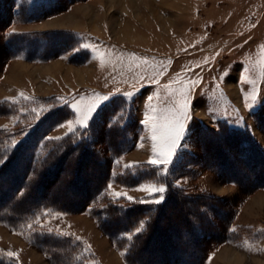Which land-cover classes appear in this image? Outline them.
<instances>
[{
  "label": "rangeland",
  "instance_id": "1",
  "mask_svg": "<svg viewBox=\"0 0 264 264\" xmlns=\"http://www.w3.org/2000/svg\"><path fill=\"white\" fill-rule=\"evenodd\" d=\"M26 32L51 33L46 34L48 42L39 38L30 44H39L38 52L24 49L7 57V38ZM120 95L129 124L123 136L126 150L111 158L113 177L106 190L116 201L164 196L139 189H166L164 178L180 152L202 157V126L249 127L264 149V0H0V102L12 103V112L0 114V127L13 131L22 122L16 139L25 137L42 112L53 107L52 100L68 105L70 111L54 119L46 138L63 137L70 133V122L83 128L74 123L79 117L74 103L83 108L98 96H108L101 108ZM184 99L190 102L191 120L172 162L158 169L163 179L119 182L117 175L128 165L154 159L151 132L143 124L150 104L163 117ZM61 124L65 126L57 127ZM96 136L101 142L94 150L110 159L105 138ZM189 167L183 175H172L175 184L190 194L209 193L230 204L232 234L206 240L203 264H264V187L247 191L198 162ZM76 187L65 191L78 199L83 193ZM71 208L50 211L38 220V227L53 237L72 239L69 260H53L30 232L4 222L0 258L13 264H128L125 250L95 217Z\"/></svg>",
  "mask_w": 264,
  "mask_h": 264
},
{
  "label": "trees",
  "instance_id": "2",
  "mask_svg": "<svg viewBox=\"0 0 264 264\" xmlns=\"http://www.w3.org/2000/svg\"><path fill=\"white\" fill-rule=\"evenodd\" d=\"M47 33L51 32H36L37 36L26 32L7 38V57L17 56L24 49L29 54L38 52L39 44L33 48L30 44H36L39 38L48 42ZM18 41L21 45L15 46ZM51 103L53 107L43 111L21 139L16 136L22 122L13 131L0 127V222L30 232L55 261L69 260L73 241L70 237H53L38 227V220L50 211L68 212L76 206L95 217L101 229L125 250L128 264H203L206 240L228 239L232 234L230 204L209 193L190 194L173 182L172 175H183L189 172L190 163L198 162L247 191L264 187V149L259 141L249 127L220 123L216 129L199 128L202 157L187 151L177 155L170 174L164 178L167 187L161 202L147 197L116 201L106 190L113 177L111 158L126 150L123 136L129 124L124 121L125 98L114 97L97 111L87 128L76 129L59 140L46 138L47 131L54 119L70 108L60 102ZM6 104L0 102V114L12 112V103ZM23 129L28 130L26 123ZM96 135L105 138L110 158L107 161L94 150L96 142H101ZM159 167L150 163L133 165L117 175L118 181L131 185L163 179ZM76 186L83 193L78 199L65 191L75 190ZM140 222L143 230L137 232ZM0 264L13 262L0 258Z\"/></svg>",
  "mask_w": 264,
  "mask_h": 264
},
{
  "label": "snow or ice",
  "instance_id": "3",
  "mask_svg": "<svg viewBox=\"0 0 264 264\" xmlns=\"http://www.w3.org/2000/svg\"><path fill=\"white\" fill-rule=\"evenodd\" d=\"M23 95V94H22ZM129 96L131 93L128 94ZM109 99L108 96H98L96 100L92 103L87 104L81 108L78 104L74 103L72 107L79 114L78 120L75 121L78 127L87 128L88 122L92 119L93 115L96 114L97 110L100 108L101 104L104 101ZM150 113L148 119L143 121V124L148 126L151 132L152 140V153L154 159L149 161L152 165H164L167 166L172 162L174 156H176L177 150L180 148L181 141L184 139V135L187 129V123L191 120V110L190 102L187 99H184L181 106L175 111L171 112L169 115L163 117H158L155 114V110L152 109L150 104ZM65 125L61 124L57 127H63ZM67 127L70 132H75L76 128L72 127V123H68ZM48 139L59 140L62 137H48ZM143 147V144L140 145ZM128 165L127 167H131ZM166 171V167L162 169ZM139 190L149 193L163 194L166 189L164 186L156 185H144ZM117 195H126L117 193ZM127 199L132 200L131 196H127ZM163 200V195H159L154 198L155 203H159ZM31 227V225H29ZM143 230V222H140L139 227L136 228V231ZM131 239V236H129ZM9 255H14L9 253Z\"/></svg>",
  "mask_w": 264,
  "mask_h": 264
},
{
  "label": "bare ground",
  "instance_id": "4",
  "mask_svg": "<svg viewBox=\"0 0 264 264\" xmlns=\"http://www.w3.org/2000/svg\"><path fill=\"white\" fill-rule=\"evenodd\" d=\"M158 5V4H157ZM150 6V5H149ZM162 8V7H161ZM125 30V29H124Z\"/></svg>",
  "mask_w": 264,
  "mask_h": 264
}]
</instances>
